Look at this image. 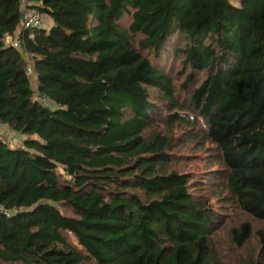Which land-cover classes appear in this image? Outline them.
Instances as JSON below:
<instances>
[{"label":"trees","instance_id":"trees-1","mask_svg":"<svg viewBox=\"0 0 264 264\" xmlns=\"http://www.w3.org/2000/svg\"><path fill=\"white\" fill-rule=\"evenodd\" d=\"M25 1L51 26L0 0V264H228L210 201L264 222V0ZM190 139L214 186L173 166Z\"/></svg>","mask_w":264,"mask_h":264},{"label":"rangeland","instance_id":"rangeland-1","mask_svg":"<svg viewBox=\"0 0 264 264\" xmlns=\"http://www.w3.org/2000/svg\"><path fill=\"white\" fill-rule=\"evenodd\" d=\"M50 23V19L45 16L42 27L48 31L51 26ZM176 66H178V63H176ZM201 78L202 77H200V79ZM175 80L177 83L180 81V79ZM163 127L164 124H162V129H165ZM11 134L13 136L15 135L13 132ZM173 134L178 136L177 139L179 140L184 138L183 134H185V131L183 127H180L179 129H175ZM8 139L10 140L12 138L8 137ZM173 147L174 148L171 151V162H173V166H175V168L192 174L193 180H196V182H203L204 186H214V174L218 172L220 166L216 163H212L214 157L210 152L212 148L208 143H206L204 148H200L193 140L190 139L183 143L177 142V145ZM210 205L219 211L223 217V223L212 237V243L215 249L219 252L220 261L228 264H234V261H237V257H235L236 249L229 242V228L244 220H247L252 224L254 233L252 234L250 240L242 248H239L238 251H243L242 253H244V251L257 250L258 240L255 231L264 226L263 221L255 220L241 212L237 206H234L233 204L221 203L216 198L213 199V201H210Z\"/></svg>","mask_w":264,"mask_h":264},{"label":"built area","instance_id":"built-area-1","mask_svg":"<svg viewBox=\"0 0 264 264\" xmlns=\"http://www.w3.org/2000/svg\"><path fill=\"white\" fill-rule=\"evenodd\" d=\"M21 18H22V22H23V27L25 29L28 28H39L42 26L43 23V18L40 15V13L33 9L28 7V4L25 0H22V8H21ZM5 42L6 43H12V45L14 47H19L18 46V42L16 41H12V37L10 35H6L5 37ZM36 99L38 100V102L44 106H49L50 102L46 100V98L42 97V96H36ZM5 125L0 121V132L3 133L4 132ZM2 213H4L5 215H8L7 212L2 211Z\"/></svg>","mask_w":264,"mask_h":264},{"label":"crops","instance_id":"crops-1","mask_svg":"<svg viewBox=\"0 0 264 264\" xmlns=\"http://www.w3.org/2000/svg\"><path fill=\"white\" fill-rule=\"evenodd\" d=\"M5 128L6 129H4V131L6 132V136L7 137H9V138H12L13 137V135L11 134L12 133V131L8 128V126H6L5 125ZM15 137V136H14ZM16 137H18V136H16Z\"/></svg>","mask_w":264,"mask_h":264}]
</instances>
